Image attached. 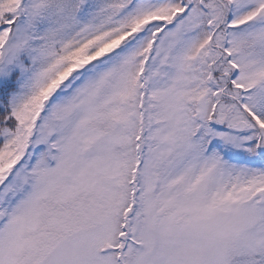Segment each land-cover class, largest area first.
<instances>
[{
  "label": "snow or ice",
  "instance_id": "snow-or-ice-1",
  "mask_svg": "<svg viewBox=\"0 0 264 264\" xmlns=\"http://www.w3.org/2000/svg\"><path fill=\"white\" fill-rule=\"evenodd\" d=\"M0 264H264V0H0Z\"/></svg>",
  "mask_w": 264,
  "mask_h": 264
}]
</instances>
